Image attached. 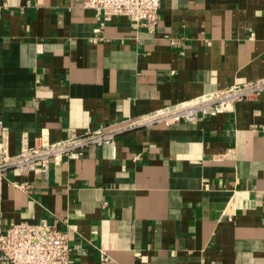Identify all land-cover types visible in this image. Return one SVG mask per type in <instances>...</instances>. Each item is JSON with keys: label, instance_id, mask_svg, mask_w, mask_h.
Segmentation results:
<instances>
[{"label": "crops", "instance_id": "crops-1", "mask_svg": "<svg viewBox=\"0 0 264 264\" xmlns=\"http://www.w3.org/2000/svg\"><path fill=\"white\" fill-rule=\"evenodd\" d=\"M174 41L175 43H172ZM264 76V0H161L152 31L83 0H0L8 152ZM264 92L234 110L135 127L2 181L3 225L46 218L69 264H264ZM13 181H27L20 189Z\"/></svg>", "mask_w": 264, "mask_h": 264}, {"label": "built area", "instance_id": "built-area-1", "mask_svg": "<svg viewBox=\"0 0 264 264\" xmlns=\"http://www.w3.org/2000/svg\"><path fill=\"white\" fill-rule=\"evenodd\" d=\"M83 6L93 11L99 29L113 17L124 16L136 25L145 26L152 31L158 21L161 0H83ZM263 92L264 76L202 93L151 113L126 119L117 127L88 128L53 141L45 135H39L33 145L22 147L19 152L12 154L8 152L7 130L0 118V196L2 181L8 169H16L21 174L40 169L46 176L51 162L79 158L84 148L90 145H114L116 135L124 130L155 124L168 126L229 112L234 110L237 102L255 101ZM260 129L264 134V124L260 125ZM12 184L20 189L30 186L27 181H13ZM70 252L67 233L52 225L46 218L10 221L3 225L0 204V264H69ZM99 257L103 264L111 263L104 251H100Z\"/></svg>", "mask_w": 264, "mask_h": 264}]
</instances>
